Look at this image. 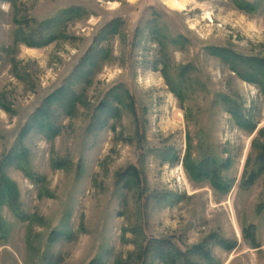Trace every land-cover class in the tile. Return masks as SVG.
<instances>
[{
  "label": "rangeland",
  "instance_id": "1",
  "mask_svg": "<svg viewBox=\"0 0 264 264\" xmlns=\"http://www.w3.org/2000/svg\"><path fill=\"white\" fill-rule=\"evenodd\" d=\"M253 1L0 0V180L17 199L0 209V264H162L152 240L202 245L211 262L193 264H264V173L246 184L264 88L237 73L264 60ZM187 151L229 160L225 193L188 178Z\"/></svg>",
  "mask_w": 264,
  "mask_h": 264
},
{
  "label": "trees",
  "instance_id": "2",
  "mask_svg": "<svg viewBox=\"0 0 264 264\" xmlns=\"http://www.w3.org/2000/svg\"><path fill=\"white\" fill-rule=\"evenodd\" d=\"M234 6H236L237 9L242 11L243 13L250 14L254 13V11L257 9V3H255L253 0H232ZM57 16L55 22L53 20H50L56 24V22L60 21L61 18ZM113 23L107 24L103 29H110V25ZM49 26V21L46 23V27L48 28ZM112 29V28H111ZM112 34V31H105V34ZM114 34V33H113ZM43 43H36V42H30L27 43V46L33 47V48H39L42 46ZM92 52V50H90ZM90 52V55L92 54ZM222 50L220 51V53ZM89 56V53H87ZM86 56L84 58V62H87L86 65H95L96 62L94 60H91V57ZM237 59H231L228 61L230 65H233L236 62ZM243 66L247 68V72H237L239 76L246 82L248 83H257L260 85L262 88H264V60H259L257 58H244L243 61ZM239 70V69H238ZM187 71L186 69H183L181 72L182 76H185ZM181 81L177 82V84L173 83H168L169 89L171 92L176 95L177 97L179 96L178 91L180 90L181 87H183L184 83V77L180 78ZM62 90L57 91V94H54L50 97H47L45 99L46 105H49L50 102L57 97L58 95H61ZM117 103H121L119 100ZM47 109L43 108L39 110V114L42 116L47 113ZM233 117L236 120V123L239 124L240 126H246L247 120H245L242 115L237 112L233 111ZM228 161L225 160V164L223 163H217L213 157H207L203 158L195 163L192 162L190 159L188 151L186 152L184 156V160L182 162L183 168L188 176L189 179L195 181L198 179H207L211 182V184L221 191L222 193H225L228 190V186H222L220 182L221 173L224 171L226 167H228ZM256 167L255 170L250 172L249 174V179H247L246 184H253L255 180L260 176V174L264 173V145L260 146V152L257 155L256 159ZM132 170V169H130ZM136 173V170L133 171V174ZM1 185H0V209L1 207L8 206L9 208L12 209L13 203L16 202V193L13 191V189L7 184L4 180L3 177H1ZM0 221V238L2 233H4L5 226L3 225ZM253 228V227H252ZM248 235V234H247ZM59 234H55V238H58ZM217 240V239H216ZM218 245H220L221 248L224 250H230L233 248L234 245L230 244L229 242H225L223 240H218L217 242ZM253 245L255 246V242H253ZM203 246L202 245H197L192 247L190 250L180 252L177 248L173 246V244L170 241H163V240H152L148 242L144 246V253L147 255H152L155 259L160 261L162 264H193L192 260L190 259L191 257H195L198 255V252H201L205 255V259L208 263L211 262V258L209 253L202 252ZM98 263V262H97ZM96 264V262L94 263Z\"/></svg>",
  "mask_w": 264,
  "mask_h": 264
},
{
  "label": "bare ground",
  "instance_id": "3",
  "mask_svg": "<svg viewBox=\"0 0 264 264\" xmlns=\"http://www.w3.org/2000/svg\"><path fill=\"white\" fill-rule=\"evenodd\" d=\"M177 5L180 6V4L177 2Z\"/></svg>",
  "mask_w": 264,
  "mask_h": 264
}]
</instances>
